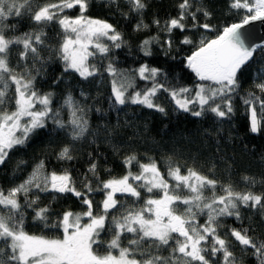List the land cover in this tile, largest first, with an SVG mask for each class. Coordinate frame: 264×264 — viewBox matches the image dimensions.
I'll return each mask as SVG.
<instances>
[{"label":"snow or ice","instance_id":"obj_1","mask_svg":"<svg viewBox=\"0 0 264 264\" xmlns=\"http://www.w3.org/2000/svg\"><path fill=\"white\" fill-rule=\"evenodd\" d=\"M97 5L108 9L115 5L126 20L139 17L133 31L150 28L143 21L147 0H124L127 12L121 10L120 0H0V167L6 166L16 152L26 153L38 142L43 143L44 137H49V144L53 137H64L54 152L57 164L74 159L72 152L78 142L99 136L100 130L93 132L87 118L93 98L85 90V82L91 84L103 73L110 77V107L117 120L115 125L108 121L103 131L105 139L113 141L116 153L124 143L117 140L120 131L130 126L127 121L120 122L119 113L129 105L165 117L169 111L196 119L211 115L216 127L203 128L200 135L212 137L215 132L222 139L220 125L230 121L236 110L235 100L239 99L247 115L245 131L264 133V69H251L256 48L264 45H248L243 34L246 25L264 21V0H228L229 11L240 19L218 26L210 22L213 13L206 0H178L177 15L167 19L162 28L166 39L156 35L140 42L139 51L144 57L153 56V45H159L167 56L174 30H194L193 37L200 30L215 32V38L208 39L202 33L198 42L187 35L180 41L193 47L183 60L184 68L195 76L191 87L173 83L166 69L150 63L120 71L113 49H121L126 41L116 25L89 15ZM72 10L77 12L75 16L69 14ZM200 16L209 22L201 23ZM13 19H27L30 30L19 32ZM187 20L191 27L185 23ZM152 23L158 28L161 25L159 19ZM50 28L56 30L55 41ZM14 52L18 56L15 65ZM97 56L100 63H92L90 58ZM104 60H108L107 65ZM50 61L61 64V75L53 80L54 84L59 86L65 77L70 78L59 107L52 92L42 93L37 87L40 72ZM137 77L146 82L144 88L137 87ZM73 80L80 85L79 96ZM249 82V89L241 95ZM161 95L167 96L170 108L158 102ZM62 111L68 113L67 119L62 118ZM89 156L95 159H90L84 175V190L77 187L68 169L57 171L55 165L49 169L52 161L45 158L36 159L21 183L7 191L0 186V264H239L229 234L243 254L250 253L257 264H264V239L249 236L250 228H229L223 236L218 231L224 226L222 218L241 220L242 208L264 209V192L235 191L227 184L222 186L224 194L216 195L218 181L191 167L183 173L179 165L168 168L167 177L175 182L170 183L155 159L142 163L136 154L124 156L125 174L112 177L111 170L106 169L110 178L101 179L99 150ZM26 163L18 161L16 171ZM135 165L138 172L132 171ZM215 167L213 163L209 170ZM244 181L256 184L251 177L245 176ZM208 189L213 193L210 197L205 196ZM98 193L103 196L99 204L95 201ZM70 198L79 202L81 212L54 209L55 202ZM99 208L102 211H97ZM202 216L206 219L199 223ZM85 217L86 223L82 222ZM26 226L40 234L30 233ZM57 232L62 235H48ZM104 233L112 239L107 242L106 254H100L105 248ZM123 240L128 241L127 246H122ZM113 249L119 254L114 255ZM162 251H169L168 256Z\"/></svg>","mask_w":264,"mask_h":264},{"label":"trees","instance_id":"obj_2","mask_svg":"<svg viewBox=\"0 0 264 264\" xmlns=\"http://www.w3.org/2000/svg\"><path fill=\"white\" fill-rule=\"evenodd\" d=\"M178 0H147L148 7L143 15L144 23L150 25L147 31L137 32L133 31V26L140 19L133 17L131 19H124L119 12L115 10V5L111 9L106 7L95 6L90 10L89 15L108 20L110 23L116 25L117 30L120 31L124 40L126 41L124 47L121 49H113L117 54L116 67L122 71L136 69L141 63H150L151 66L164 68L169 73V80L173 83H178L184 86H193L195 83V76L189 70L184 68L183 60L187 55L191 54L193 50L192 45H182L180 41L185 35L193 37V31H186L180 33L178 30L173 31V45L169 54L165 56L164 51L159 45H153V56L144 57L139 51V44L142 40L149 36L159 35L160 39H166L164 31H162L164 22L170 17L177 15ZM121 10L127 12V8L123 7L124 0H120ZM207 7L212 11L211 23L213 26H218L225 22L238 21L239 16H235L228 9V0H206ZM75 16V10L69 13ZM154 19H159L161 25L158 28L152 23ZM17 23L19 32L29 31L30 22L27 19L22 21L12 20ZM201 23H207L203 16H200ZM191 27V21H185ZM53 41L57 40L56 30L48 29ZM208 38H215V32H195L194 40L196 42L201 38V34ZM18 34V33H17ZM46 55V54H45ZM18 60L17 54L14 52L12 56L13 65ZM92 63H100L99 56L90 58ZM108 60H104L103 64L107 65ZM256 68L264 69V47H257L254 54V60L251 64V69ZM35 74V73H33ZM61 75V64L59 61H50L45 68L40 72L37 79V87L42 93L52 92L54 94L55 106L59 107L62 103V96L65 91V84L69 81V77H65L64 83L59 86L53 83L56 77ZM76 79H79L78 77ZM137 80V87L144 88V81ZM76 84V81H72ZM150 86V83H149ZM250 82L245 83L241 90V95L244 91L249 89ZM79 96L80 85L76 84ZM85 90L90 93L93 99L89 101L92 105V110L88 113V119L93 132L98 129L99 136H89L86 140L78 142L73 149L74 159L57 164L55 162L54 152L64 142V137H53L51 144H49V137L43 138V143L38 142L32 148L27 149V152H16L12 158L7 162V165L0 167V186L5 191L16 184L21 183L27 178L28 174L32 171L36 159L45 158L52 163L48 165L49 169L55 165L57 171L68 169L73 178L77 182V187L84 190L83 184L87 181L84 180V175L89 168L90 159H95L94 156L90 157L89 153L94 150H99L101 157L98 161V172L101 179L110 178L107 170H111L112 177H120L126 173V169L122 166L124 156L136 154L139 161L142 163L149 162L150 159L157 161L158 167L167 179V171L169 167L179 165L182 172L186 173L188 168H195L200 174L208 176L210 179L218 181L216 195H223L222 186L231 184L235 191L246 192L253 191L257 194L264 192V133L259 135L249 134L245 131L244 125L247 123V115L245 114L244 106L240 100H235V112L230 121L220 125L223 131L221 133L222 139L216 137L213 132L212 137H204L200 135V130L203 128L214 129L216 127L215 118L209 115L206 118H192L187 117L183 113H174L169 111L167 117L161 115L159 112L151 111L146 108H141L135 105H129L124 111L119 113L120 122L127 121L130 126L125 127L120 131L117 140L124 141L122 150L119 153L113 151L112 143L105 139L103 131L108 121L113 125L117 123L116 112L110 107V94L111 84L110 77L107 73L98 76L95 80L88 84L85 82ZM133 91V89H129ZM159 103L163 104L166 109L170 108L168 98L166 95H161ZM101 109L96 112L95 109ZM62 118L67 119L68 113L62 111ZM103 116V119L100 117ZM51 127V125H49ZM96 140V142H93ZM219 145V148L217 147ZM195 158V159H193ZM26 161V165L16 171L18 161ZM216 167L213 171L209 169L212 164ZM133 172H138V165L133 166ZM254 178L255 185L246 184L244 177ZM170 183H175L170 180ZM96 185L93 184V187ZM212 190L205 191V196H212ZM119 199H125L119 194ZM144 193L145 198H147ZM103 199L102 194H96L95 201L97 204ZM48 201H44L47 203ZM21 203L23 198L21 197ZM41 204V207L44 206ZM143 201H140L142 204ZM56 211L64 209H71L74 212H81L83 209L75 198H70L64 201H57L54 203ZM140 205L138 204L137 207ZM182 210V209H181ZM30 211V210H29ZM102 211V208L97 209ZM242 219L237 221L234 217L222 218L223 227L218 229L219 233L223 236L228 232L229 228H250L248 235L256 240L264 239V209H241ZM205 217L199 218V223L204 222ZM84 220H87L85 217ZM28 225L31 224V216L27 217ZM26 230L30 233L40 234L38 230L26 226ZM62 235V233H48V235ZM131 234H129L130 236ZM228 238L234 244V255L238 258L239 264H257L254 256L243 254L241 252L238 242L234 238ZM102 239L105 241V248L100 249V254H106L107 242L112 239L108 233L102 234ZM128 241L123 240L122 246H127ZM116 249H113L114 252ZM170 251V249H169ZM169 251H162L164 256H168Z\"/></svg>","mask_w":264,"mask_h":264},{"label":"water","instance_id":"obj_3","mask_svg":"<svg viewBox=\"0 0 264 264\" xmlns=\"http://www.w3.org/2000/svg\"><path fill=\"white\" fill-rule=\"evenodd\" d=\"M244 39L250 46L264 45V21H253L243 29Z\"/></svg>","mask_w":264,"mask_h":264},{"label":"rangeland","instance_id":"obj_4","mask_svg":"<svg viewBox=\"0 0 264 264\" xmlns=\"http://www.w3.org/2000/svg\"><path fill=\"white\" fill-rule=\"evenodd\" d=\"M105 42H106V43H110V42H107V41H105ZM204 217H205V219H206V216H204ZM205 219H204V220H205ZM82 222H85V223H86V222H87V220H84V219H83V221H82ZM118 254H119V252H118L117 254H114V255H118Z\"/></svg>","mask_w":264,"mask_h":264},{"label":"flooded vegetation","instance_id":"obj_5","mask_svg":"<svg viewBox=\"0 0 264 264\" xmlns=\"http://www.w3.org/2000/svg\"><path fill=\"white\" fill-rule=\"evenodd\" d=\"M118 253V250H115L114 252H113V254H117Z\"/></svg>","mask_w":264,"mask_h":264}]
</instances>
